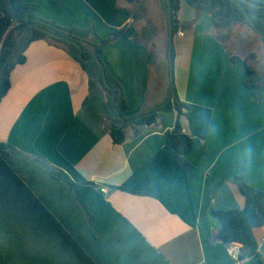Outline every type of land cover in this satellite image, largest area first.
I'll use <instances>...</instances> for the list:
<instances>
[{
	"label": "crops",
	"instance_id": "obj_1",
	"mask_svg": "<svg viewBox=\"0 0 264 264\" xmlns=\"http://www.w3.org/2000/svg\"><path fill=\"white\" fill-rule=\"evenodd\" d=\"M24 1L38 4L43 19L62 27L93 26L102 38L129 29L127 39L105 47L104 63L123 87L126 118L155 110L159 118L145 127L124 121L125 141L115 145L105 96L89 89L80 64L46 41L31 43L0 103V143L45 160L74 184L4 155L32 196L8 186L0 197L3 263L87 264L84 256L95 264L264 260V226L253 230L250 249L233 243L241 260L231 245L215 239L221 222L212 211L245 207L235 184L239 174L264 192V88L256 99L245 84L244 61L230 62L211 16L182 2L179 33L172 37L176 93L191 107L179 119L194 139L185 176L166 145L178 120L176 110L161 109L169 101V83L161 75L152 79L159 67H148L146 43L136 37L138 0ZM236 55L264 81L259 55Z\"/></svg>",
	"mask_w": 264,
	"mask_h": 264
},
{
	"label": "trees",
	"instance_id": "obj_2",
	"mask_svg": "<svg viewBox=\"0 0 264 264\" xmlns=\"http://www.w3.org/2000/svg\"><path fill=\"white\" fill-rule=\"evenodd\" d=\"M182 2H186L200 14L210 15L216 30H228L237 25L249 26L260 36L263 48L264 4L251 0H160L162 10L167 16L170 36L167 66L169 101L161 109H174L178 114L174 129L167 135L166 145L172 154L174 164L185 176H188L192 166L187 156L193 150L194 139L184 133L179 118L184 114V110L189 111L191 107L182 103L176 93L172 69L175 51L172 45L173 38L170 35L172 32V36H175L180 29L178 12ZM39 10L40 6L36 3H26L24 0H0V103L11 88V72L16 66L26 61L24 53L28 46L36 41H46L65 50L80 64L88 77L90 90H100L104 94L105 110L108 120L112 122L109 127L110 135L115 145H120L125 141L124 130L120 128L124 121L126 123L131 121V124L137 127L151 126L158 122L159 110L142 113L133 120L126 118L128 104L124 97L123 87L110 74L104 63L105 47L127 39L130 34L129 29L120 30L112 33L108 38H102L93 26L89 28L62 27L53 21L41 18ZM146 49L147 64L151 69L156 63L155 45L152 44L149 47L146 44ZM229 59L231 63L244 61L249 73L245 84L254 97L259 99L264 88V81L255 75L247 59L242 60L236 54H230ZM4 155H11L30 166L38 167L53 179L70 185L74 184L64 171L53 167L45 160L27 155L10 144L0 143V197L8 186L22 188L32 196L28 187L6 163ZM235 184L245 199V207L212 211L221 222V228L215 235V239L226 245L238 243L250 249L253 245V230L264 226V192L247 184L241 174L235 178ZM88 216L92 220L89 214ZM84 258L87 264H95L87 256ZM239 259L241 260V257ZM0 264H4L2 256H0ZM257 264H264V260L259 259Z\"/></svg>",
	"mask_w": 264,
	"mask_h": 264
},
{
	"label": "rangeland",
	"instance_id": "obj_3",
	"mask_svg": "<svg viewBox=\"0 0 264 264\" xmlns=\"http://www.w3.org/2000/svg\"><path fill=\"white\" fill-rule=\"evenodd\" d=\"M138 1L135 13L136 37L149 45V47L152 44L155 45L156 66L154 65V67L159 68H153L152 79L161 75L162 80L166 79L165 82L169 83V78L164 77V74L167 73L170 37L167 16L162 10L160 0ZM216 35L232 54L246 56L247 54L254 53L261 57V63L264 64V48L261 38L249 26L237 25L228 30L217 29ZM261 69H264V65H261Z\"/></svg>",
	"mask_w": 264,
	"mask_h": 264
},
{
	"label": "built area",
	"instance_id": "obj_4",
	"mask_svg": "<svg viewBox=\"0 0 264 264\" xmlns=\"http://www.w3.org/2000/svg\"><path fill=\"white\" fill-rule=\"evenodd\" d=\"M180 35H183V33L180 32ZM102 192L106 193L107 190L105 188H103ZM230 247H231L233 257L236 258L237 260H239L240 255H239L238 248H237L236 244H231Z\"/></svg>",
	"mask_w": 264,
	"mask_h": 264
},
{
	"label": "water",
	"instance_id": "obj_5",
	"mask_svg": "<svg viewBox=\"0 0 264 264\" xmlns=\"http://www.w3.org/2000/svg\"><path fill=\"white\" fill-rule=\"evenodd\" d=\"M170 35H171V38H172V37H173V36H172V32H170ZM123 125H125V123H123Z\"/></svg>",
	"mask_w": 264,
	"mask_h": 264
}]
</instances>
